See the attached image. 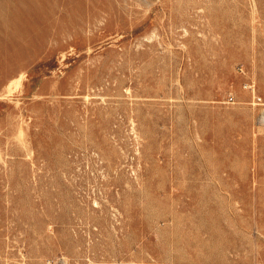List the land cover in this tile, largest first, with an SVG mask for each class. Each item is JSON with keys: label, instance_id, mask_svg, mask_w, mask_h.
<instances>
[{"label": "rangeland", "instance_id": "obj_1", "mask_svg": "<svg viewBox=\"0 0 264 264\" xmlns=\"http://www.w3.org/2000/svg\"><path fill=\"white\" fill-rule=\"evenodd\" d=\"M263 111L264 0H0V264H264Z\"/></svg>", "mask_w": 264, "mask_h": 264}, {"label": "built area", "instance_id": "obj_2", "mask_svg": "<svg viewBox=\"0 0 264 264\" xmlns=\"http://www.w3.org/2000/svg\"><path fill=\"white\" fill-rule=\"evenodd\" d=\"M256 98L258 100V103H260L261 102V97H256ZM230 99L233 100V96L232 95L230 96ZM259 120H260L261 123H264V111L261 113Z\"/></svg>", "mask_w": 264, "mask_h": 264}, {"label": "bare ground", "instance_id": "obj_3", "mask_svg": "<svg viewBox=\"0 0 264 264\" xmlns=\"http://www.w3.org/2000/svg\"><path fill=\"white\" fill-rule=\"evenodd\" d=\"M193 7H194V6H193ZM181 9H182V8H181ZM192 9H193V8H192ZM183 10H184V9H183ZM188 10H189V9H188ZM195 10H196V9H195ZM197 10H198V9H197ZM180 11H181V10H180ZM253 13H254V12H253ZM172 15H173V14H172ZM179 17H180V16H179ZM183 19H184V18H183ZM185 20H186V19H185ZM188 21H189V19H188ZM183 22H184V21H183ZM173 23H174V22H173ZM178 23H179V22H178ZM181 23H182V21H181ZM188 23H189V22H188ZM174 24H175V23H174ZM174 24H172V25H174ZM172 25H171V26H172ZM175 25H176V24H175ZM186 25H187V24H186ZM172 27H173V26H172ZM180 27H182V26L180 25ZM187 28H188V27H187ZM176 29H177V28H176ZM178 29H179V28H178ZM248 84H249V83H248ZM251 86H252V85H251ZM7 92H8V91H7ZM19 125H20V124H19ZM21 127H22V126H21ZM20 130H21V129H20ZM21 131H22V130H21ZM21 131H20V132H21ZM23 132H24V131H23ZM23 132H22V133H23ZM25 134H26V133H25ZM22 135H23V134H22ZM22 137H23V136H22ZM23 141H24V139H23ZM24 142H25V141H24ZM25 144H26V143H25ZM24 146H25V145H24ZM25 149H26V148H25ZM28 149H29V148H28ZM26 150H27V149H26ZM1 151H2V150H1ZM28 151H29V150H28ZM26 152H27V151H26ZM0 155H1V154H0ZM29 155H30V154H29ZM108 156H109V154H108ZM108 156H107V157H108Z\"/></svg>", "mask_w": 264, "mask_h": 264}]
</instances>
